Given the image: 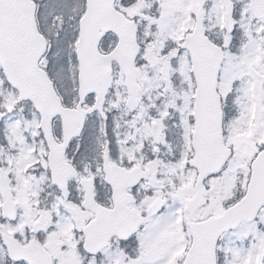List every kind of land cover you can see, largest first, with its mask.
I'll list each match as a JSON object with an SVG mask.
<instances>
[{
	"label": "snow or ice",
	"instance_id": "obj_1",
	"mask_svg": "<svg viewBox=\"0 0 264 264\" xmlns=\"http://www.w3.org/2000/svg\"><path fill=\"white\" fill-rule=\"evenodd\" d=\"M0 264H264V0H0Z\"/></svg>",
	"mask_w": 264,
	"mask_h": 264
}]
</instances>
